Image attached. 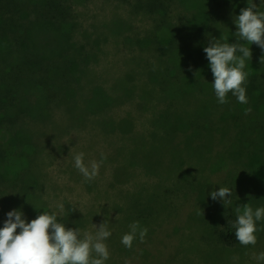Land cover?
I'll use <instances>...</instances> for the list:
<instances>
[{
  "label": "trees",
  "instance_id": "obj_1",
  "mask_svg": "<svg viewBox=\"0 0 264 264\" xmlns=\"http://www.w3.org/2000/svg\"><path fill=\"white\" fill-rule=\"evenodd\" d=\"M171 1L146 0L145 5L148 12L156 13L158 9H165ZM208 1L211 9L208 23L186 27L173 25L163 15H160V20L154 19L155 25L150 32L134 40L135 53L129 59L133 67H129L122 75L111 76L108 85L97 81L89 68V65L99 62L100 39H91L88 34H84L79 40H71L78 26L76 14L71 9L73 0H19L20 4L11 0L8 1L10 7H0V37H5L12 53V57L5 60V47L0 44V165L4 167L0 171V227H3L6 214L14 209L24 213L26 222H30L32 217L36 218L42 211H53L40 195L41 154L50 138L67 132L63 126L79 124L74 118L92 129L101 128L107 135L117 134L127 140L118 148L117 153L121 158L116 160L118 164L109 186L131 182L135 165L144 171L137 162L138 153L142 154L143 160L147 159L149 165L169 169L164 164L163 148L169 147L173 137L183 132L181 119L186 122L184 117H198L200 115L197 114L203 113L202 108L195 111L193 105H204L208 100L199 94L193 97L196 87L186 90V82L181 79L182 68L186 65L191 68L190 76L209 77L213 82L203 48L212 38L213 24L223 16V12L229 10L234 0ZM163 34H167V41H163ZM226 42H239V37L232 33ZM149 47L154 49L152 56L144 54ZM177 50L184 54V63L178 66L173 62L176 56L174 51ZM255 74L248 75L245 84L250 107L264 105V85L257 81ZM192 80L187 79L190 83H201L197 79ZM86 89L89 95L84 93ZM252 89L258 92L253 95ZM125 101L133 103L139 113L154 108L150 110V117L145 118L149 124L144 126L141 123L145 132L135 130L136 117L130 111L122 118L112 115L113 108ZM56 109L61 110L58 117L55 115ZM64 114L68 117H63ZM57 123L61 128L55 126ZM2 140L5 145L1 144ZM151 146H154L156 153L145 158ZM170 147H174V144ZM188 152L191 154L188 157L190 164L201 162L197 159L202 160L198 153ZM172 158L179 159L178 148L172 153ZM167 179L157 175L155 184L159 185ZM136 183L132 182L131 188L126 191H118L116 196H119V200L110 206L98 205L99 210L82 212L76 209L70 212L75 206L64 200L65 210L59 212L62 222L66 227L79 229L97 220H100L99 223L107 222L112 233L106 240L110 252L106 264H114L120 256L123 257L122 263L129 258L132 263L156 264V257L163 264H173L174 251H162L157 246L165 242L166 230L178 239L183 228L197 227L201 218L196 211V193L185 199L184 210L180 212L177 210L181 206L180 198L184 191L160 193L165 206L150 216L148 211L128 209L129 203L138 198L133 195L136 188H132ZM85 184L89 190H93L90 184ZM150 187L153 191L158 189L157 185ZM110 210L119 214L116 220L109 216ZM235 220L236 215L228 213L217 221L218 224L209 222L220 253L228 258L233 250L244 249L235 237L232 227ZM136 221L146 227L148 232L144 242H140L137 236L129 249L121 243V237L129 231V225ZM258 230L264 233L263 220ZM257 239L256 245L247 247L261 246L264 236L260 235Z\"/></svg>",
  "mask_w": 264,
  "mask_h": 264
},
{
  "label": "rangeland",
  "instance_id": "obj_2",
  "mask_svg": "<svg viewBox=\"0 0 264 264\" xmlns=\"http://www.w3.org/2000/svg\"><path fill=\"white\" fill-rule=\"evenodd\" d=\"M8 1L11 0H0V7H10ZM139 1L73 0L71 4V9L78 21L77 29L71 40H79L84 34H88L91 39H96V37L100 39L99 62L89 65V68L91 67V75H95V79L103 85L109 84L111 76L122 75L129 67H133L129 59L135 53L134 40L150 32L155 25L154 19L160 20V15H163L175 26L194 27L208 23L207 19L211 12L208 0H172L167 3L165 9H158L156 13L147 11L146 0ZM14 2L19 3V0H14ZM253 3L264 11V0H253ZM245 7H247V0H234L229 10L223 12V16L213 24L212 38L226 42L230 34H235L237 28L234 19L240 14V9ZM4 39L5 37H0V44L5 47L3 55L6 60L12 57V53L7 45L8 41ZM162 39L167 41V34H163ZM246 46L250 47L252 55L251 59L246 61L245 71L248 75L256 72L257 81L259 80L261 85H264L262 84V80L264 81V57H262L264 52L254 43ZM152 51H154L153 47H149L144 54L148 53L152 56L154 55ZM174 53H176L174 64L177 66L183 64V52L177 50ZM182 72L181 79L186 82V90L196 87L193 97L199 94L208 100L204 105L200 103L193 105L195 111L202 108L203 113L197 114L200 115L198 117L192 115L184 117L186 122L181 119L180 123L184 124L181 128L183 132L173 137L171 144H174V147H170V144L169 147L163 148L166 161L164 164L169 169H159L154 164L149 165L147 159L143 160L142 154L138 153L137 162L144 168V171L139 165H135L132 168L135 174L131 182L109 186L112 173L118 164L116 160L121 158L117 153L118 148L127 140L120 138L117 134L107 135L101 128L100 130L92 129L90 126L80 124L78 118H74L79 124L63 126L67 132L55 136L54 139L50 138L41 154L42 170L39 171V180L42 189L40 195L55 212L61 211L57 204H65V201L82 212H88L91 209L99 210L98 205L110 206L119 200V196H116L118 191H126L131 188L132 182H137L132 187H135L136 191L134 193L131 190L134 193L131 194L138 198L129 203L128 209L148 211L150 216H153L165 206V202H162L159 196L160 193L184 191L180 198L182 199L181 206L177 210L180 212L184 210L187 198L195 192L196 211L198 213L199 208L203 210V216L199 214L201 219L197 227L195 225L192 229L183 228L178 239L166 230L165 242L156 246L162 251L163 249L174 251L173 264H258L254 255L264 252V240L259 247L244 246L243 251L233 250L228 258L220 253L219 246L210 231L209 222L212 221L214 225L218 224L217 221L221 217L228 213L236 215V207L247 203L254 210L257 207H264V105L258 104L256 107H250V103L241 104L231 93L227 95V103L216 104L215 101L218 100L212 87L213 82L209 77L190 76L186 65L182 68ZM187 79H197L201 83H190ZM257 92L254 91L252 94L255 95ZM84 93L89 95V90H84ZM159 105L163 106V104ZM150 110L154 108L139 113L133 103L125 101L115 106L111 113L122 118L127 111H130L134 115L132 116L136 117L135 130L143 133L145 129L142 130L141 123L144 126L149 124L145 118L150 117ZM60 112V109H56L55 115L58 117ZM63 117H68V115L64 114ZM55 126L61 128L58 123ZM4 143L2 140L1 144ZM176 148H178L179 159H170ZM188 150L198 153L202 160L197 159L202 163L191 162L190 164L188 157H191V154ZM79 152L85 154V163L92 160L100 161L102 153L106 156L99 169V174L92 181L84 182V177L74 167L73 156ZM155 153L154 146H151L145 158L154 156ZM3 169L4 167L0 165V171ZM155 175L168 179L158 185L155 184ZM85 183L90 184L93 190H89ZM153 184L157 185L158 189L153 191L150 187V185L154 186ZM219 187H228L232 190L230 204H223L219 199L214 201L208 195L214 190L218 191ZM239 201L240 205H238ZM109 216L116 220L119 214L117 211L110 210ZM262 220L257 222V229ZM99 221L89 223L80 230L82 232L93 231L92 224L98 227ZM255 235L256 237L264 236V233L261 234L257 230ZM122 258L120 256L119 260L113 263L137 264L136 261L132 263L129 258L122 263ZM154 260L156 264H163L156 257ZM259 264H264V262H259Z\"/></svg>",
  "mask_w": 264,
  "mask_h": 264
},
{
  "label": "clouds",
  "instance_id": "obj_3",
  "mask_svg": "<svg viewBox=\"0 0 264 264\" xmlns=\"http://www.w3.org/2000/svg\"><path fill=\"white\" fill-rule=\"evenodd\" d=\"M234 23L239 42L227 43L210 38L203 48L213 75L212 87L220 104L228 102V93L241 104L248 102L244 86L248 78L245 68L252 53L246 45L254 43L264 52V11L253 0H247V7L240 9ZM84 157L83 152L76 153L73 156L74 167L85 181H92L99 174L106 156L102 153L100 161L88 163H85ZM208 195L214 201L219 199L223 204H230L233 192L228 187H219L218 191ZM57 207L65 210L63 203L57 204ZM76 208L72 207L70 212ZM235 212L236 220L232 227L236 239L243 246H254L257 242V222L264 219V207L254 210L247 203L237 206ZM198 214L203 216L201 208ZM6 217L3 227H0V264H106L110 258L106 240L111 236V230L105 221L98 227L92 224L93 231L82 232L79 228L66 227L55 211H42L30 222H26L20 209L9 211ZM147 232L148 229L138 221L133 222L129 231L122 235L121 243L131 249L137 236L140 242H144ZM254 258L258 264L264 262V252L255 254Z\"/></svg>",
  "mask_w": 264,
  "mask_h": 264
}]
</instances>
